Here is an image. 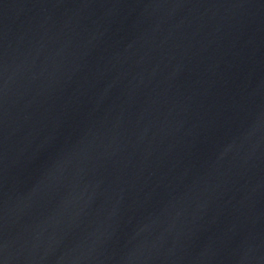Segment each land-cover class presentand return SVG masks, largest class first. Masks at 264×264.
Listing matches in <instances>:
<instances>
[{
    "label": "water",
    "instance_id": "1",
    "mask_svg": "<svg viewBox=\"0 0 264 264\" xmlns=\"http://www.w3.org/2000/svg\"><path fill=\"white\" fill-rule=\"evenodd\" d=\"M0 264H264V0H0Z\"/></svg>",
    "mask_w": 264,
    "mask_h": 264
}]
</instances>
